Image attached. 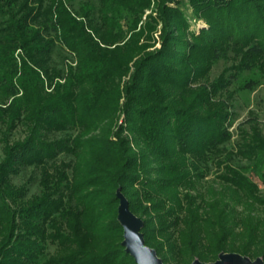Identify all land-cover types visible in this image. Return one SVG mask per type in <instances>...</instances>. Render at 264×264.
Returning a JSON list of instances; mask_svg holds the SVG:
<instances>
[{
  "label": "trees",
  "instance_id": "obj_1",
  "mask_svg": "<svg viewBox=\"0 0 264 264\" xmlns=\"http://www.w3.org/2000/svg\"><path fill=\"white\" fill-rule=\"evenodd\" d=\"M262 79L264 0H0V264H137L118 191L164 264L264 261V128L228 147Z\"/></svg>",
  "mask_w": 264,
  "mask_h": 264
},
{
  "label": "rangeland",
  "instance_id": "obj_2",
  "mask_svg": "<svg viewBox=\"0 0 264 264\" xmlns=\"http://www.w3.org/2000/svg\"><path fill=\"white\" fill-rule=\"evenodd\" d=\"M151 11L147 12L149 14ZM187 15L192 18V10L189 9L187 11ZM206 28L207 25L203 20L200 21H193L192 22V29L193 30H200L201 28ZM160 47V44L157 45ZM234 65V61L232 59L229 60H221L218 63L215 64L213 67L210 77L211 80H215L219 78V76L224 73L226 70L230 69ZM245 79H257L259 77L258 72H247L244 75ZM235 105V114H236V120L234 123V126L232 127V131L234 134L233 139L231 140L230 144H228V147L231 146H237L242 137V132L247 131L250 127V123L252 119L257 120V122L261 125L262 128H264V79H262L260 86H258L256 89L252 91H243L239 92L236 95V100L234 102ZM252 118V119H251ZM0 129L2 127L0 126ZM4 129V128H3ZM26 136V131L24 128H18L11 140L17 141L24 139ZM4 141L2 140V135L0 132V163L5 158L4 154ZM65 157H62L64 159ZM222 169L211 166L210 172L207 175V177L204 180V186L207 188L209 185L214 186L215 188H220V179L218 178L219 174L222 172ZM31 177H36L37 181H34L33 183H29V179ZM39 178L36 174L33 173V169H29V171L21 174L20 176L16 177L14 179V183L16 185H30V193L29 195L37 194L40 192L41 187L39 185ZM257 182H259L257 179H255ZM260 183V182H259ZM261 190L264 192V185L260 183ZM55 250V247H51V252Z\"/></svg>",
  "mask_w": 264,
  "mask_h": 264
},
{
  "label": "water",
  "instance_id": "obj_3",
  "mask_svg": "<svg viewBox=\"0 0 264 264\" xmlns=\"http://www.w3.org/2000/svg\"><path fill=\"white\" fill-rule=\"evenodd\" d=\"M117 196L120 200L118 212L119 220L124 227L123 246L126 248V252L135 259L137 264H164L156 250L145 243L144 235L141 232L142 219L130 210L129 201L121 191H118ZM193 264H264V261L262 258L253 261L238 253H227L222 254L220 259L213 263L196 260Z\"/></svg>",
  "mask_w": 264,
  "mask_h": 264
}]
</instances>
